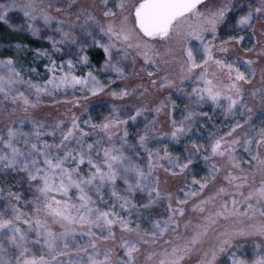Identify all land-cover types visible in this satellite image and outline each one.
Instances as JSON below:
<instances>
[{
    "label": "snow or ice",
    "instance_id": "obj_1",
    "mask_svg": "<svg viewBox=\"0 0 264 264\" xmlns=\"http://www.w3.org/2000/svg\"><path fill=\"white\" fill-rule=\"evenodd\" d=\"M73 4L75 12L68 11ZM13 10L25 23H9ZM0 22L13 30L26 27L38 38L53 28L60 36L47 35L51 53L36 50L48 59L43 81L26 76L14 58L0 60V106L12 105L9 116L23 113L0 130V173L17 174L29 193L25 198L9 188L4 194L0 187V264H188L193 256L195 264H264V126L255 135L249 131L255 130L253 109L245 95H259L264 104V68L261 86H254L255 65L264 60V0H120L114 6L110 0L87 6L71 0L66 8L10 0L0 4ZM60 45L79 51L69 49L72 58L57 64L53 54L65 51ZM88 49L100 50L99 67L92 66ZM79 66L87 71L78 75ZM101 72L114 76L105 83ZM132 77L141 81L135 87L117 84ZM69 88L84 93L74 107L80 99L110 97L108 114L96 121L73 113L52 123L31 115L43 96ZM172 89L192 105L210 102L243 123L237 119L227 133L212 134L208 145L189 140L188 154L174 156L164 138L179 143L197 115L209 114L188 110L177 120ZM133 97L139 103H120ZM153 111L157 116L149 119L145 113ZM161 113L170 116V131H160ZM141 116L147 122L131 143L128 125ZM26 123L30 131H24ZM198 158L208 169L199 179L190 171ZM161 169L183 178L176 193L161 188ZM138 193L146 202H134ZM163 201L166 217L150 220L151 229L132 219L134 209L139 215ZM190 201L191 212L199 214L195 224L187 216Z\"/></svg>",
    "mask_w": 264,
    "mask_h": 264
},
{
    "label": "rangeland",
    "instance_id": "obj_2",
    "mask_svg": "<svg viewBox=\"0 0 264 264\" xmlns=\"http://www.w3.org/2000/svg\"><path fill=\"white\" fill-rule=\"evenodd\" d=\"M9 2H10V0H0V4H6ZM34 2L36 3V5L38 7H44L50 3L51 4L59 3L60 6H63L66 8V3L71 2V0H34ZM96 2H99V0H96ZM110 2L114 6L115 4L119 3L120 0H110ZM130 2H135V0H130ZM233 2L236 3L237 5H240V4L247 3L248 0H233ZM91 3H93V0H77V4H83L85 6H87ZM76 7H77V5L73 4V8L68 9V11L75 12ZM16 11H18L23 18V14L19 10H13L10 12V14L12 12H16ZM57 15H60L61 19L65 18L62 13L57 14ZM71 20H73V21L75 20V15L71 16ZM257 28H259V25H257ZM45 32L47 33V35L54 36L55 39H57V40L60 39L59 34L55 32L54 28L53 29H45ZM76 34L79 35L78 30H77ZM47 35H44L41 38H43V40L45 42H48L49 47L32 48V47L28 46L26 43H23L21 41L0 43V53L1 52L5 53L3 50H6L10 54V56L7 57V52H6V54H5L6 56L0 57V60H5V59H8L10 57L14 58L17 60L18 65L25 71L26 76H31L33 78V80L36 82H40V81L47 79L48 73L46 72L45 64L48 62V59L46 56H38L37 51H36V50H41V51L48 50V52L51 53V51H52L51 41L48 40ZM256 38H258V34H257V37L252 38L251 42L246 40L245 45L247 47H251L253 44H255ZM16 45L22 46V49L19 53L16 52V49H15ZM60 47L64 48L65 51L64 52H56L53 54V58L56 60L57 64H60L63 61H66L67 59L72 58V56L69 54V49H70L72 54H75L79 51L75 45H72V46L60 45ZM163 51H164V49L161 48V52H163ZM248 55L253 59L256 58L254 53H250ZM140 63H142V61ZM92 66L95 67L93 64H92ZM31 67H35L37 69V72L32 73V72L28 71L29 68H31ZM255 68H256V78L254 80V86L256 88H259L261 86V84H260V72H261V69L264 68V60H261L260 62H258L255 65ZM126 70L131 72V66H129V68ZM86 71H87V68L84 66H79L77 68V74L78 75L83 74ZM109 75L114 76V74L101 72L100 78L105 83H107ZM142 76H143V78H145V77H147V74L143 73ZM132 80H133V82H135L138 79L135 77H132V78H130L129 81L131 82ZM129 81H127V82H129ZM127 82L117 81V84H120V86H123V84L127 83ZM192 86L193 85L190 82L186 83L184 85V87L188 91H191ZM247 87L250 88L252 86H247ZM56 93H58V94L59 93H63V94L66 93L71 99H76V100L84 95V93H82L81 91L74 90L71 88H69L67 90L61 89V90L57 91ZM171 95H172V98L174 100H176L177 105H178V107L174 113L175 118L177 120L183 119L184 114H186V111H188V110L194 111L196 113L207 112L209 114L208 116L197 115V117L194 121V124H193L192 132L189 133L187 136L182 137L179 143L171 141L168 137L164 138V142L168 143L169 148L172 151L174 156L175 155L184 156V155L188 154L187 148L190 147L189 140H195V141H198L202 145H208L211 142L209 138L212 134H215L216 136H220V135L227 133L230 129V126L232 124H234L235 120L241 119V117L239 115H237L236 117L230 116V117L226 118L223 109L214 107L210 102L205 103V104L200 105V106L192 105L189 101V98L186 95H184V93H182L180 91H177V90L171 91ZM245 95H246V102H247L248 106L253 109L252 124L254 125L255 130L249 129V131L251 132L252 135H255L256 131H258L261 126H264V125H262V122H264V104L261 103L259 95H257L255 98H253L250 95V93L247 91H246ZM109 99L111 100V98H109ZM58 103L62 104L64 102H58ZM68 103H67V105H69ZM120 103H139V101H137L135 99V97H133V98H130V99L125 100V101L120 102ZM186 104L189 105L188 109L185 108ZM51 106L52 105H41L39 110L44 111L45 109H48ZM150 107H155V105H150ZM109 108L110 107H104L102 105H95V106H92L86 112L78 113L77 115H81L82 119H86L89 115H91V117L94 120L100 121L103 119L104 115L108 114ZM2 109H4V107ZM0 111H1V109H0ZM145 115H147L149 117V119H152L153 117L157 116V114L154 111L149 112V113H145ZM209 117H211V119H209ZM158 119L161 121V124H162V127H160V131L161 132L170 131V116L166 117L163 113H161L159 115ZM146 122L147 121L144 120V117L141 116L137 119V121L135 123H132V122L129 123V125H128L129 133H130L129 140L131 143L137 142L138 137L136 135V132L138 129L142 130L143 126ZM241 122L243 123L242 119H241ZM16 127H19V125H17ZM30 130H31V125L26 123L24 125V131H30ZM153 146L154 147H160L161 145L159 143H156ZM141 155H143L142 150H141ZM245 158H247V157H245ZM244 167L247 168L248 165L245 164ZM190 171L193 174H195L196 178H198V179L207 175V173H208L206 163L201 158H198L197 161L193 165L190 166ZM165 175H166V179L168 180L167 182L170 184V188H171L170 191L173 193H176L177 189L183 186V178L173 177L169 173H165ZM191 179H192V177L189 176L188 177L189 183L191 182ZM118 184H119V188L123 189V187H124L123 183L118 182ZM0 187H4V189H5L4 194H6L8 189L6 188L4 183L0 184ZM194 187H198V186H194ZM178 194L181 196V198H184L182 193H178ZM193 199H195V198H193ZM3 204H4V200L2 198H0V207H3ZM190 213H191V201H190V204L188 206L187 216H189ZM143 228L151 229L152 224L150 222H148L147 224H145V226H143ZM181 231H182V229H181Z\"/></svg>",
    "mask_w": 264,
    "mask_h": 264
},
{
    "label": "trees",
    "instance_id": "obj_3",
    "mask_svg": "<svg viewBox=\"0 0 264 264\" xmlns=\"http://www.w3.org/2000/svg\"><path fill=\"white\" fill-rule=\"evenodd\" d=\"M254 2V0H253ZM10 24L12 25H20L24 22V19L22 18L21 14L16 11L12 12L10 14ZM14 41H21L23 43H26L28 46L32 48H42V47H49L48 42H45L43 38L34 37L31 35L30 32L27 31L26 27L24 29H17L13 30L12 27L9 26V24H4L3 22H0V43H8V42H14ZM5 53H0V57H5L6 50H3ZM88 54L91 58V63L95 67H99L98 61L101 60V52L98 49H88ZM10 56V54L7 52V57ZM178 68H173V72H177ZM130 82V81H129ZM127 84L129 87H135L137 83H140L141 81L138 79L137 81L133 82V80ZM143 83H148V77L143 78ZM189 83V81H185V84ZM120 85V84H119ZM116 85H112V87H115ZM175 89H172L170 91H174ZM110 97H90L89 100H79L80 107H74V103L77 101L76 99H71L66 93H55L53 96H43L41 98L42 102L41 105H52L50 108L45 109L44 111H40V106L32 110L31 115L42 122L52 123L56 120H65L67 121L69 117L75 113H82L85 112V108L89 110L92 106L95 105H102L104 107H110L111 100ZM72 101V102H71ZM58 102H64L62 104ZM69 102V103H68ZM67 103L69 105H67ZM3 107L0 106V130L5 129L6 125H9L11 123L12 119L17 118L18 116H22L23 113L17 112L15 116H9L7 113L11 112L12 105L9 103L7 106V109H2ZM19 125V124H17ZM16 125V126H17ZM45 139L51 140V137H45ZM158 175L160 178V185L162 189H167L170 191V184L165 181H168L166 179L165 172L161 169L158 171ZM259 179V177H257ZM17 174L10 173L7 176L0 173V184H3L6 186L7 189L11 188L12 191H18L24 194L25 198L29 197V193L27 192V184L26 183H17ZM118 190H122L121 188H118ZM110 191V190H109ZM108 189L105 190V194H108ZM205 192H208V190H205ZM147 198L146 195L138 193L135 197L136 203H142L146 202ZM111 202V201H109ZM23 204V199L21 201ZM166 201H163L161 204H158L157 206H154L151 209L145 210V209H139V215L137 214V210H133L132 212V219L138 223H141V226H145L150 220H156V219H164L166 217L165 207ZM27 210V209H25ZM117 211H120L119 208H117ZM125 217L129 215L127 212L122 213ZM199 214H193L192 212L189 214V218L193 219V223L195 224L197 222L196 217ZM181 229L183 231V225H181ZM119 232V229H117ZM146 249L151 247L149 245L144 246ZM195 256L192 257L191 261L188 262V264H195Z\"/></svg>",
    "mask_w": 264,
    "mask_h": 264
}]
</instances>
